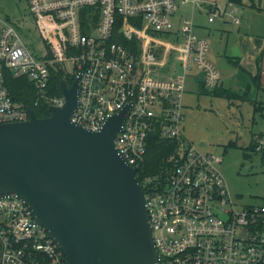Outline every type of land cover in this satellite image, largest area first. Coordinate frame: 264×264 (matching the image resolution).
<instances>
[{
  "label": "built area",
  "instance_id": "2783aa9c",
  "mask_svg": "<svg viewBox=\"0 0 264 264\" xmlns=\"http://www.w3.org/2000/svg\"><path fill=\"white\" fill-rule=\"evenodd\" d=\"M177 3L208 5L209 23L221 17L210 0H27L42 53L31 52L16 27L0 19V125L27 121L31 110L13 101L7 73L27 77L48 108L64 104L62 92L50 93L51 73L77 78L71 123L96 132L124 110L113 143L147 190L154 264H264V202L239 206L219 170L222 157L183 139L187 78L202 73L203 89L211 90L220 77L193 23L184 19L173 29ZM228 15L239 23L232 9ZM156 137L173 148L150 175ZM253 144L264 158V134L254 135ZM0 264H66L15 196L0 198Z\"/></svg>",
  "mask_w": 264,
  "mask_h": 264
},
{
  "label": "water",
  "instance_id": "95a60500",
  "mask_svg": "<svg viewBox=\"0 0 264 264\" xmlns=\"http://www.w3.org/2000/svg\"><path fill=\"white\" fill-rule=\"evenodd\" d=\"M77 84H61L64 104L48 117L29 110L27 121L0 125V198L28 206L66 264H154L144 191L113 143L124 110L96 132L71 123Z\"/></svg>",
  "mask_w": 264,
  "mask_h": 264
},
{
  "label": "rangeland",
  "instance_id": "374dc122",
  "mask_svg": "<svg viewBox=\"0 0 264 264\" xmlns=\"http://www.w3.org/2000/svg\"><path fill=\"white\" fill-rule=\"evenodd\" d=\"M210 1L215 3L224 24L220 21L208 23L206 4L197 3L192 7L190 3H177L173 29L184 19L192 22L195 35L206 37L208 41V57L216 62L224 87L242 94L247 85L253 88L252 82L247 72L234 67L228 55L229 48L239 44L243 38L252 48L256 40L264 36V0H253V6L249 0H241V3H232L231 7L228 0ZM231 9L240 17L239 25L230 22L228 13ZM0 19L16 27L22 39L32 46L31 52L42 53L43 43L28 12L27 0H0ZM195 72L193 70L191 74ZM191 74L182 97L184 142L192 143L202 152L222 157L219 170L230 196L239 206L263 204L264 158L247 148L254 135L264 134V114H254L249 101L227 100L203 93L200 86L191 80ZM250 94L256 102L264 101L261 91L256 93L253 89ZM201 141L206 145L200 146ZM230 142L234 145L228 146Z\"/></svg>",
  "mask_w": 264,
  "mask_h": 264
},
{
  "label": "trees",
  "instance_id": "16d2710c",
  "mask_svg": "<svg viewBox=\"0 0 264 264\" xmlns=\"http://www.w3.org/2000/svg\"><path fill=\"white\" fill-rule=\"evenodd\" d=\"M228 1L233 3H241V0ZM231 62L234 66H239L236 61ZM260 62L261 55H259L256 59V73L253 76H250L253 88L247 85L242 94L233 92L232 90L227 89L222 85H219L211 90H204L202 86L200 88L203 90V93L209 94L214 97L225 98L227 100L249 101L253 106V113H259L261 116H263L264 102H256L255 99H252L253 95L250 94L251 90L253 89L256 93L262 91L260 87ZM72 81L73 77L70 75L63 76L61 72H52L50 78V93L61 95V84L63 83L66 86H70ZM5 84L13 101L23 104L24 106L30 108L35 114V116L38 118H46L49 116L48 105L38 100L36 90L32 83L27 79V77H14L13 75H11V73H7ZM233 145L234 143L230 142L228 146ZM172 148L173 144H171L170 142L163 141L157 137L154 138L151 144V151L148 153V164L146 166L145 173L150 175L158 173L159 170H161V168L163 167V164L165 163L164 159L166 160L169 154H171ZM253 148L254 144L252 141L247 149L253 151ZM244 155L248 157L247 153H244ZM142 188L144 193H147L146 188Z\"/></svg>",
  "mask_w": 264,
  "mask_h": 264
},
{
  "label": "crops",
  "instance_id": "0c3cea01",
  "mask_svg": "<svg viewBox=\"0 0 264 264\" xmlns=\"http://www.w3.org/2000/svg\"><path fill=\"white\" fill-rule=\"evenodd\" d=\"M249 2H250L249 3L250 5L254 4L253 0H249ZM236 16H238V15H236ZM175 18H176V16L174 17V21H175ZM222 19L223 18H221V17L217 18L212 23H215L216 21H220L221 22ZM230 22L232 23L231 19H230ZM221 23L224 24V21H222ZM239 24H240V17H239V23L237 25H239ZM193 31H194V26H193ZM204 38H206V37H204ZM259 38L260 39L256 40V43H255V45L252 48H250L247 45V39L243 38L240 41L239 44H234V45L230 46L228 55H229V58H232L231 60L236 61L238 63V65H239V66H234V67H237L238 69L247 72L250 76H253L256 73V59H257V57L259 55H261V62H260V69H261V72H260V87L262 89L261 93L264 95V36L259 37ZM233 47H236V49H237L235 55H232V51L231 50H232ZM209 59H210V57H209ZM251 59L253 60V63H252ZM215 63H213V64L215 65V67H216V69L218 71L219 77H220L219 70H218V68L216 66L217 64H215ZM198 75H199V73H197V72L192 73L191 74V80H193V82L197 83L201 87L202 86L201 85L202 81H199V80L196 79ZM220 85H222L224 87L221 77H220ZM261 102H264V101H261ZM252 141H253V138H252Z\"/></svg>",
  "mask_w": 264,
  "mask_h": 264
}]
</instances>
